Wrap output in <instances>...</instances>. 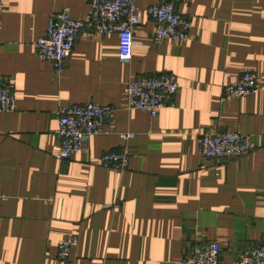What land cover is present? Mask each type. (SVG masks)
<instances>
[{
  "label": "crops",
  "instance_id": "1",
  "mask_svg": "<svg viewBox=\"0 0 264 264\" xmlns=\"http://www.w3.org/2000/svg\"><path fill=\"white\" fill-rule=\"evenodd\" d=\"M132 59L119 57L116 33L85 31L58 74L38 55L50 16L85 19L91 0H5L0 17V79L13 83L15 112H0V264H188L198 243L217 241L221 263L264 237V0H182L192 22L186 42L154 41L146 9ZM252 70L259 91L222 100L225 85ZM174 74V106L159 115L128 109L125 86L137 77ZM96 101L116 108L115 132L87 140L89 154L61 158V106ZM241 132L259 146L235 159L203 163L208 130ZM127 143L130 167H103L101 156ZM78 235L68 263L57 244Z\"/></svg>",
  "mask_w": 264,
  "mask_h": 264
},
{
  "label": "built area",
  "instance_id": "2",
  "mask_svg": "<svg viewBox=\"0 0 264 264\" xmlns=\"http://www.w3.org/2000/svg\"><path fill=\"white\" fill-rule=\"evenodd\" d=\"M182 0H160L150 5L146 12L156 24L154 41L166 40L186 42L190 39L192 22L178 9ZM5 11V0H0V17ZM141 9L136 0H91L85 19H78L69 10L54 12L46 33L37 42L39 58L52 63L60 75L66 69L76 41L85 31L101 35L116 33L119 37V57L128 62L132 59L135 34L141 24ZM261 76L252 70L245 71L232 83L225 85L222 100L243 98L259 91ZM179 90L176 75L159 72L130 80L125 86L128 109L145 111L152 116L174 106ZM18 103L12 82L0 79V112H15ZM116 108L96 101L85 104L61 106L58 111L59 127L56 131L61 144V158L69 159L76 153L89 154L87 140L94 135L114 133ZM122 149L106 151L100 164L109 169L125 171L130 167V153L127 143L135 137L132 132H119ZM125 146V147H124ZM259 143L250 135L241 132L221 133L216 130L203 132L199 138L200 155L203 163L210 159H235L250 154ZM0 193V205L7 200ZM79 243L78 235H70L57 244L61 261L68 263L70 255ZM188 264H220L221 246L217 241L195 244L185 257ZM234 264H264V237L251 247L240 252Z\"/></svg>",
  "mask_w": 264,
  "mask_h": 264
}]
</instances>
